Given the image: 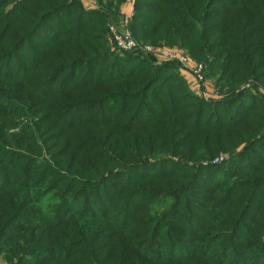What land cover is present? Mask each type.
Masks as SVG:
<instances>
[{
  "label": "trees",
  "instance_id": "16d2710c",
  "mask_svg": "<svg viewBox=\"0 0 264 264\" xmlns=\"http://www.w3.org/2000/svg\"><path fill=\"white\" fill-rule=\"evenodd\" d=\"M14 1L16 0H0L2 3L0 8L8 4L12 5ZM119 3L120 0H106L105 7L110 13L116 14ZM21 4L24 9L20 15L16 14L17 8H10L0 13L2 21L0 46L12 40L11 49L16 47L20 50L28 42H37L35 44L41 47L38 56L36 53L31 55L35 56L34 61L37 62V66L30 70L24 81H21L23 69L19 64L13 67H11L13 64H9L6 70L3 68L0 71V96L4 95L0 107L3 108L7 103L13 102L11 106L17 108L16 114H27L26 117L30 122L19 131L9 132L10 123L13 121L0 119V157H5V160L16 157V154L24 160L28 157L22 169L31 170L38 162L36 169H39V173L27 179L28 188H31L28 189L29 194H23L14 188L9 189L8 197L0 202V241L7 226L17 219L26 218L28 225L36 224L34 233L39 236L50 233L59 240L57 245L48 247L41 253H37V246L30 242L20 254H23L24 258H29L28 262L34 264H261L264 262V207L261 208L260 215H256L258 209L253 202L254 189H250L247 196H239L238 200L226 209L219 208L217 198L211 201L210 210L220 213L212 227L218 230L214 231L208 226L211 221L208 219V212L203 211V208L198 207L196 211L189 212L190 205L183 202L182 191L175 180L176 175L171 177L173 178L171 181L166 176V171H161L136 181L129 179L126 184L119 182L120 179H125L127 174L152 166L153 163L160 164L159 161H163L164 157L186 155L185 152L178 153L184 144L180 145L182 138L176 141L178 136L176 127L167 130L170 139H167L166 134L161 132L159 134L157 130L147 129L145 126L136 131L135 135H130L131 130L125 131L127 139L124 141L97 145L99 147L74 153H71L72 147L67 144L60 145L54 151L52 149L47 151L48 149L37 145V142L43 143L44 139L41 137L43 130L39 124L42 121L34 120L37 114L33 108L35 104L47 108L44 113L47 118L59 116L55 129L57 138L61 140L73 132L105 130L107 127L98 126L100 123L92 126L90 118L96 117L98 122L97 118L116 109L115 106L111 107L107 100L121 102L132 96L134 102H137L129 111L130 115L113 127H119L127 119L132 121L134 116L148 111L142 103L148 100V93L160 99V101L150 99L152 105V109L149 110L150 122L163 121L171 116L172 111L166 110L165 104L172 99H166L164 97L166 94H163L161 88L171 92H174V88L167 87L166 84L161 86L164 79L172 76L168 73V77H162V73L170 71L163 72L162 68H156L142 80L136 81L137 85L133 83V78L140 77L142 72L137 71V66L127 68L124 65L130 62L139 65L141 61L133 59L129 54L124 57L112 56L106 47H103L100 42L104 40L105 19L101 12H85L73 0H21ZM61 14H68L70 28L78 27L77 31H79L83 23L89 28L86 34H83L85 28L79 34L65 33L66 36H74L79 43L82 37L88 42L87 45L93 44L94 49L88 51L89 55L81 54L71 58L64 56V59L56 55L54 52L56 50L57 53L72 52L75 45L70 41L50 38L61 30L60 26L55 30H50L47 26L49 22L57 20L56 16ZM130 22L131 34L134 38L150 43L178 45L186 48L190 55L208 68L217 67L219 70L217 82L224 81L228 76L237 78L238 73L245 78L254 77L256 70L264 66V56L257 59L259 52L264 51V0H137ZM68 31L69 29L66 30ZM40 32L44 33V37L39 35ZM49 40L52 41L45 44ZM45 49L47 53L43 57L42 53ZM52 52L55 54L54 64L47 73L43 64ZM87 58L92 64L101 61L107 64L106 67L96 71L98 75L95 80L105 84L97 93L102 96L101 107H96L95 111L87 110L85 115L89 114L90 117L81 120L77 118L78 110L81 108L79 101L84 97L80 92L88 86L77 87L74 91L71 89V93L64 97L58 92L60 99L46 106L47 96L44 93L56 83L59 75L64 72L70 73L73 62L76 64L81 62V66ZM29 60H32V57ZM16 71H19V74H16ZM33 72L38 74L39 81H35L30 76ZM57 72L59 73L53 80ZM86 75H89L88 67L81 71L73 84H79ZM101 77L104 79L102 80ZM70 82H73V79ZM149 82H152V86L145 89ZM183 91L184 95H187L188 91L186 89ZM242 95L240 92L232 98L213 103V110L217 113L213 111L212 117L215 123L210 130L215 132V135L210 131L202 133L200 129L203 126H199L194 129L199 133L193 138L191 148L203 150L201 154L205 158L212 157L224 148H230L229 152L235 153L236 143L233 140L228 141L229 135L226 136L222 130L229 131L234 128V126L230 127V124L238 123L246 112L255 109L264 112L261 107L263 99L256 95H248L244 101H241ZM73 96L77 97L74 102ZM192 99L196 101L194 111L199 115V119L196 117L195 122H204L207 125L205 129L209 130V120L207 116L204 117L206 104L194 97ZM121 106L118 107L119 116L127 112V109ZM233 106L236 107L228 119L219 113L220 110H224L223 108L232 110ZM261 114L255 117L258 122H264V115ZM75 122L78 124L76 125ZM74 125L76 127H73ZM161 128L165 129L164 126ZM104 147L112 151V154L100 155ZM164 148H168V151H163ZM30 153L35 155L28 165ZM195 153L194 151L192 154ZM197 154L200 152L197 151ZM126 156L130 159L129 163H126ZM32 178H35L36 182L41 179L39 185L41 187L32 189L31 184L34 182ZM147 178H155L161 183L154 184L156 192L152 196L142 197L140 183ZM176 178L178 179L177 176ZM174 183H176L175 187H173ZM42 193L44 198L47 197L48 209L44 205L40 208L34 205L35 202H39L36 198ZM78 197H80L79 202L76 201ZM167 198L170 199L168 203L165 202ZM98 199L105 200L109 209L98 207L95 211H91V206H95ZM23 200H28L27 209H23L21 205ZM72 204H75L74 211L70 209ZM154 205L161 207L160 210H155ZM183 205L185 207L176 213V209ZM63 212H66L64 222L53 219ZM246 224L252 226L251 235H243L242 238L246 241H243L242 245L248 244L251 240L248 249H254L250 253H238L235 249L241 244H233V242L238 234L241 235V230ZM194 226L198 227L197 231L196 228L193 229ZM68 232L71 233V237L65 239L63 235ZM103 236L110 239L109 243L97 245ZM32 238L34 237L31 236L30 240ZM69 254L71 256L63 261V258Z\"/></svg>",
  "mask_w": 264,
  "mask_h": 264
},
{
  "label": "rangeland",
  "instance_id": "374dc122",
  "mask_svg": "<svg viewBox=\"0 0 264 264\" xmlns=\"http://www.w3.org/2000/svg\"><path fill=\"white\" fill-rule=\"evenodd\" d=\"M73 1L76 2L79 7L85 12H101L103 14L105 19V26H103L105 28V33L103 36L104 40L100 43L103 44V47H106L107 51L112 56L124 57L126 56V54H129L131 55V57H133V59H139L141 61L139 65L135 64V62H130L128 65H124V67L127 68L137 66V71L142 72L140 77L133 78L132 81L135 85L138 84V82L136 81L142 80L156 68H162L163 72L164 70H170L169 72H164V74L162 73V77H168L169 74H171L172 76H170L171 78L164 79L161 82V86L163 84H166L167 87L174 88V92L168 91L166 88H160L163 94H166V96H164L166 99H172L171 102L165 104L166 110L168 109L172 112H170L171 116H168L163 121L155 120L154 122H150L149 119L151 116L149 110L152 109L150 99H156L157 101H160V99L157 98V96L148 93V100H144L142 102L143 105L147 107L148 111H144L143 113L134 116V119L132 121H129L127 119L125 123L119 127H113V125L119 124L130 115L129 111L133 109L134 105L137 102H134L135 99L132 96L127 97L121 102L119 100H107V103L111 104V107L115 106L116 109L113 111L111 110L105 116L97 118L99 119L98 122L95 119L96 117L90 118V124L92 126H97L100 123L98 126L107 127L105 130L73 132L72 134H68L66 135V137L59 140L57 138V130L55 129L56 123L59 120V116H54V118H47L46 116H44L47 108H42L38 104H35L33 108L37 111V114L34 116V120L36 121L39 119L42 121L39 122V124L43 130V132L41 133V137H43L44 139L43 143L37 142V145H41L43 148L48 149L47 151H49V149H52L54 151L58 149L60 145L67 144L72 147L71 153H74L75 151L79 150H90L94 147H99L100 145L124 141L127 139V136H125V131L131 130L130 135H135L137 133L136 131H139L145 126L147 129L157 130L159 134L160 132L166 134L167 139H170V134L167 130H169L171 127H176V129L178 130L176 141L182 138V142L180 145L184 144V147L182 148V150H179L178 153L185 152L186 155L181 157L179 155L164 157L163 161H159L160 164L153 163L152 166H147V168L139 169L135 172L127 174L125 175V179H120L119 182L121 184H126L129 179L136 181L141 177H150V175H156L161 171H166V176H168L171 181L173 179L171 177L176 175L178 179L175 176V180L177 185L180 186V190L182 191L183 202L190 205L189 212L196 211L198 207L203 208V211L208 212V219L211 221L208 226L211 229H214V231L218 230L217 228L212 227L215 225V221H217L220 213L216 212V210H210L209 205L215 198L218 199L217 205L219 203V208L226 209L227 207H231V204L235 203L238 200L239 196H247L249 190L254 189L253 202L255 203V207H257L258 209L256 215H260L261 208L264 207V122H258L255 117L260 115L261 113H263L261 115H264V112L260 110L258 111L256 109L250 112H246L242 116L240 121H238V123L230 124V127L234 126V128L229 131L222 130V133L226 134V136L229 135L227 136L228 141L233 140L234 143H236V146L234 148L235 153L233 154L229 152L231 150L230 148H224L221 149L220 152L215 153L212 157L205 158V156L201 154L203 150L199 148V150H195L194 148H191V146L193 138L199 133L194 129L198 128L199 126H203V128L200 129L202 133H208V131L211 132L210 129L215 123L214 118L212 117L213 111L214 113H217V111L213 110V103L227 100L241 92L243 94L241 101H244L248 95H256L257 97L259 96L261 99H263L261 107L264 109V66L256 70V72L254 73V77L245 78L244 75L238 73L237 78L228 76L224 81L217 82L216 77L219 73L218 68H211L212 71H210L211 69L208 68L207 65H204L202 62H199L196 57L190 55L186 48L180 47L178 45H165L160 42H144L133 37V35L131 34L130 21L134 15L137 0H120L116 14L110 13L106 9V0H103L102 2H99L97 0ZM1 4L2 3H0V5ZM10 8H17L18 10L16 14L20 15V13L24 9V6L21 4V0H16L12 5L8 4L7 6L0 8V13ZM56 19L57 20H54L53 22H49L47 27L50 30H55L60 26L61 31L50 38L58 41L66 40L75 44L74 50L72 52H69L68 54L61 52L57 53L58 50H56L54 51L56 55L60 56L61 59H64V56H66L67 58H71L81 54L86 56L89 55L88 51L90 49H94L92 47L93 44H90V46L87 45L88 42H86L85 38L82 37L80 38L81 42L79 43L74 36L65 35V33H69L71 35L79 34L81 33L83 28H85L83 34L88 33L89 28H86V24L83 23L81 25L82 28L77 31L78 27H69L68 14H61V16H56ZM1 22L2 21L0 20V24ZM67 29H69L68 32H66ZM113 30L120 33H130L133 39L136 41V48L129 51L119 50L113 40ZM39 35L41 37H44L43 32H40ZM51 41L52 40H49L48 42H45V44H49V42ZM35 43L37 42H28L24 45V48H21L20 50H18V48L16 47L11 49L13 45L12 40L7 42L6 44H2L0 46V71L3 68L4 70H6L9 64H13L11 67L19 64V66L23 69V77L21 78V81H24L25 76L30 74V70L37 66V62L34 61L35 56L31 55L36 53V56H38V51L41 46H38ZM144 46L152 47L153 50H144ZM44 51L45 52L42 53L43 57L47 53L46 49ZM174 51L180 53L186 58L184 64L168 56V53ZM31 52L33 53L31 54ZM54 52L49 54L43 64L46 68L47 73L50 67L54 64ZM236 53L240 52L236 51ZM6 56L7 58H5ZM262 56H264V51L259 52L257 59H260V57ZM31 57L32 60H29ZM87 60L81 66V62H78L77 64L73 62L70 66L72 67L70 73L64 72L59 75L56 83H54L49 88V90L44 93L47 96L46 106H48L49 104H53L54 101L60 99L57 94L58 92H61V97H64V95H68L69 93H71V89L72 91H74L77 87L88 86L87 89H84L82 90V92H80L84 95V97H82V100L79 101V104H81V108H79L80 110H78L77 118L81 120L85 119V117H90L89 114L85 115V112L87 110L92 109V111H95L96 107H101L103 103H101L102 96L98 95L97 93L99 89L105 84L102 82H97V80H95L96 76L98 75L96 74V71H99L103 67H106L107 64H105L104 61L92 64L89 63L90 60ZM87 67L89 75L83 77L79 84L74 85L73 83L78 79L81 71H84ZM198 67H201V74L205 84L204 91L199 89V83L196 77V70ZM71 72H73L72 75ZM15 73L19 74V71H16ZM58 73L59 72L55 74L53 80H55V77L58 75ZM30 76L33 77L35 81H39V76L37 73L33 72ZM72 79L73 82H70ZM101 79L103 80L104 78L101 77ZM151 84L152 82L147 83L145 89H148ZM185 89L188 91L187 95H184L183 90ZM2 97H4V95L0 96V103L2 101ZM192 97L206 104V112L204 117L207 116V119L209 120V130L205 129V126L207 125L204 122H195V118L198 117L199 119V115H197L194 111V105L196 101L193 100ZM74 100H77V97L73 96V102ZM12 103L13 102L7 103L3 108L0 107V119L13 121L10 123L11 127L9 128V132L19 131L21 127L30 123L29 119L26 117L27 114H16L17 108H12ZM120 105H122L121 108H126L127 112L119 116L118 107ZM127 105H129L128 108ZM235 107L236 106H233L232 110L229 108H223L224 110H220L219 113L225 119H228L232 116ZM111 112L113 114H111ZM75 124L77 125L78 123L75 122ZM225 124H227V122ZM76 125H74L73 127H76ZM162 126H164L165 129H162ZM211 133L212 135H215V132ZM163 151H168V148H164ZM194 151L196 153L192 154ZM197 151L200 152V154H197ZM104 153L111 155L112 151H109L104 147L101 150L100 155H103ZM30 155V159L27 162L28 165L31 164L33 155L35 154L30 153ZM5 159V157H0V202H3L8 197L7 191L9 189L14 188L17 191H21V193L23 194H29L28 189L31 188H28L27 179H30L33 175L39 173V169H36L39 165L38 162H36L34 166H32L31 170H24L22 169V167H24L26 159L24 160L23 157L17 156L16 154V157H10L8 160ZM129 162L130 159L126 156V163ZM17 173H19L18 177ZM32 181H34L31 184L32 189H38L39 187H41L39 186L41 179L37 180L36 182L35 178H32ZM156 182L160 181L155 178H147L144 180V182L140 183V185H142V187L140 188V191L143 195L142 197H144L145 195L152 196L153 193L156 192L154 187V184ZM176 183L173 184V187L176 186ZM227 187H229V189ZM229 191L231 192L229 193ZM43 195L44 194L42 193L36 198L39 202H35L34 205L39 208L44 205L46 209H48L47 197L44 198ZM77 199L78 200L76 201L79 202L80 197H78ZM165 202H170V199L167 198ZM27 203L28 200L22 201L21 205L23 209H27ZM74 205L75 204H72V206L70 207L71 211L75 210ZM98 207H104L106 210L109 209V206L107 205L105 200L98 199L97 204L95 206H91L90 210L95 211ZM183 207H185V205H183L182 207H178L176 209L177 211L175 212L177 213L178 211H181ZM153 208L158 211L161 207H159L158 205H154ZM66 210H69V208H66ZM65 214L66 212H63L61 215H57L56 218L54 216L53 219L64 222ZM27 221L28 220L26 218L17 219L15 222L7 226L6 232H3V238L0 241V264H34L28 262L29 260L27 259L29 258H24L23 254H20L28 247V244L30 242L34 243L37 246V253H41L48 247L52 248L53 246L58 244L59 240L55 238V235L45 233L39 236V234L34 233L33 229L36 227V224L28 225ZM53 224L56 225L55 222H53ZM165 225H167V223ZM251 227V224H246L241 230V235L238 234L235 237L233 244H241L235 249V251H237L238 253H250L251 251H253L254 248L248 249V245L251 240L248 244L242 245L243 241H246L243 240L244 238L242 237L245 234L248 236L251 235ZM195 228L196 226L193 227V229ZM197 229L198 227L196 228V231ZM31 236H33L34 238L30 240ZM63 237L65 239H68L71 237V233H65ZM109 240L110 239L107 238V236H103V238L98 242L97 245H103L104 243L108 244ZM70 256L71 254L65 256L63 258V261L67 260V258H69ZM261 264H264V262H262Z\"/></svg>",
  "mask_w": 264,
  "mask_h": 264
},
{
  "label": "built area",
  "instance_id": "2783aa9c",
  "mask_svg": "<svg viewBox=\"0 0 264 264\" xmlns=\"http://www.w3.org/2000/svg\"><path fill=\"white\" fill-rule=\"evenodd\" d=\"M113 40L117 46V48L121 51H129V50H133L134 48H136V41L133 39V37L131 36L130 33L128 32H118V31H114L113 30ZM144 50L150 51L153 50L152 47H148V46H144ZM157 50V49H154ZM167 55V53H166ZM168 56L170 58L176 59L178 61H180L181 63H185L186 58L181 55L180 53L174 51V52H170L168 53ZM196 77L199 83V89L201 90H205V84L203 81V77L201 74V67H198L196 70Z\"/></svg>",
  "mask_w": 264,
  "mask_h": 264
}]
</instances>
